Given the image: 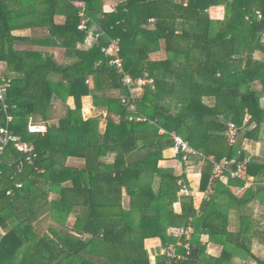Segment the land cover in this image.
I'll return each mask as SVG.
<instances>
[{
	"label": "trees",
	"instance_id": "16d2710c",
	"mask_svg": "<svg viewBox=\"0 0 264 264\" xmlns=\"http://www.w3.org/2000/svg\"><path fill=\"white\" fill-rule=\"evenodd\" d=\"M76 1L87 5V30L81 29ZM107 2L116 8L107 11ZM221 6L224 19H213L209 10ZM57 10L65 25H55ZM91 25L104 35L87 46ZM30 29L46 30L41 47L53 41L64 50L63 61L17 35ZM110 39L121 41L126 74L153 81L141 98H132L123 75L103 55ZM158 53L166 57L150 59ZM0 64V76L11 82L8 102L17 107L10 127L37 155L30 164L14 144L2 155L0 264H202L205 234L223 237L225 246L234 244L264 264L247 246L251 238L223 228L227 217L217 213L213 195L199 215L193 195L179 196L189 187L186 176L160 167L174 135L181 137L205 163L206 191L211 157L239 162L245 143L261 142L263 160L248 164L256 185L233 200L241 207L264 205V0H0ZM69 97L74 107L52 124L56 98L66 103ZM85 99L96 111L88 119ZM230 122L239 129L234 146L226 139ZM31 124L46 131L31 133ZM71 159L82 166L69 165ZM73 213L77 220L69 229ZM46 216L59 229L40 237L35 225ZM189 227L188 260L151 258L147 241L177 246L180 229ZM223 256L207 264H221Z\"/></svg>",
	"mask_w": 264,
	"mask_h": 264
},
{
	"label": "crops",
	"instance_id": "0c3cea01",
	"mask_svg": "<svg viewBox=\"0 0 264 264\" xmlns=\"http://www.w3.org/2000/svg\"><path fill=\"white\" fill-rule=\"evenodd\" d=\"M112 3V2H111ZM115 3V2H114ZM111 5L114 4H108L109 9L112 8ZM107 8V7H105ZM115 9V8H114ZM213 10V9H212ZM211 17L215 20H223V17H216L217 15L210 13ZM67 22V19L65 15H55L54 23L55 25H65ZM92 31H95L92 30ZM47 32L43 29L38 30H24L21 32H17V35L23 36V37H29L30 41L28 42L29 47L36 50H44L51 54H54L56 57V62L58 63V60L60 62L63 61L64 57V50L59 49L55 44L52 42L49 43L47 47H41L42 43H45L47 39ZM44 36V37H43ZM42 37L45 39L43 40ZM93 39L91 36H89V39L87 40V46L92 45ZM39 45H37V44ZM62 56V61L59 58L60 55ZM0 74L3 75V72L5 70V65L0 64ZM3 76H0V79H2ZM57 77H55L56 80ZM138 96L142 95V91L136 92ZM70 100L72 99V103L68 106L74 107V98L70 97ZM85 110L89 109L92 111V103L90 99H85ZM65 103L61 100L58 101V98H56L54 102V116L58 111H60V108H63ZM92 107V109H91ZM65 109V108H64ZM91 115H84L85 119L93 117L96 113L93 109L92 112H90ZM53 116V118H54ZM54 121V120H53ZM104 121V120H103ZM52 123V122H51ZM242 151L240 153V156L244 154L245 158L251 162H261L263 160V143H252L247 142L243 145ZM82 164V160L77 159H71L69 161V165L71 164ZM204 161L197 159V157L187 156L182 161L179 160L178 155L176 154L175 150L172 148L167 149L164 152V160L160 162V167L164 170L171 171L173 175L176 176H182L185 175L187 178V181L189 183V187H186L188 191L191 193L190 195H193L195 197V204L196 209L198 211V214L200 215L202 207H204V202H208L204 199V194L207 192L208 188L212 184L214 194L212 198H215L216 205L215 209L217 213L219 211L223 214V216L227 217V221L223 224V228L227 227V230L230 233L238 234V233H245L247 237L251 238V241H247V246L251 247L253 256H256L260 258L261 260H264V205H262L259 201L258 202H251L249 205L241 207L236 203V201L233 200V197L241 199L247 191L251 187H255L256 182L253 177L250 176V178L253 180L251 183H248L244 186H241V184L237 181H232L228 179L227 177L216 180L215 182H210L209 187L206 191L201 190V180H202V170L204 167ZM79 166V165H78ZM229 192L232 196L230 197ZM179 196H188L184 189L179 193ZM57 195H52L51 199H56ZM210 201V199H209ZM176 210L178 212H181V205L178 203L176 204ZM75 217V220H77V214H72ZM243 217V221H242ZM45 218V217H44ZM42 218V219H44ZM227 224V225H226ZM180 239V238H179ZM180 241V240H179ZM178 241V243H179ZM201 241L203 245L205 246V259L202 262V264H207V260L209 258H221L222 255L223 259L221 264H258L257 261L251 256H248L246 253H244L243 250L237 249V247L234 244L229 243V245L224 244V239L221 236H216L214 239H212L209 235H203L201 237ZM147 249L150 252L151 258L152 255H156L155 258L159 255L160 250L163 248L162 243L159 239H153L146 242Z\"/></svg>",
	"mask_w": 264,
	"mask_h": 264
},
{
	"label": "built area",
	"instance_id": "2783aa9c",
	"mask_svg": "<svg viewBox=\"0 0 264 264\" xmlns=\"http://www.w3.org/2000/svg\"><path fill=\"white\" fill-rule=\"evenodd\" d=\"M74 6L78 11L79 17L82 19L81 29L87 30V28L92 24L91 20L87 16L86 9L87 5L85 2L76 1ZM96 31H90L89 35L93 41H98L101 39L104 33L102 29L96 25H91ZM101 51L104 56L111 59V64L115 66L118 73L123 75V82L129 88L132 98L136 99L134 92L135 89H142L146 84H152L153 81L146 79L133 80L130 75L126 74L124 67V60L120 56L121 52V41L120 39H110L106 45L101 48ZM1 68V67H0ZM11 88V82L0 79V116H4L5 124L0 125V173L2 171L3 158L2 155L9 144H14L19 152H22L27 156V161L30 164L34 163V159L37 157L35 148L32 145H28L20 141L19 137L12 131L10 125L14 119L12 116V111L17 107L8 102V93ZM135 97V98H134ZM126 103V101H123ZM248 119H246V123ZM35 129V130H33ZM31 133H42L46 131V127L40 124H31L29 126ZM239 136V129L235 123L230 122L228 129L226 131V139L230 146L237 144ZM174 147L176 154L179 155L183 153L186 158L189 155H196V152L192 150L187 142H185L181 137L174 135ZM210 161L214 165L213 175L211 178L212 182L216 180L227 177L228 179L234 181H243L246 184L251 183L253 180L250 178L248 173V164L249 161L244 159L239 162L231 161L227 157L222 160H215L214 157L210 158ZM264 185V180H263ZM184 191L187 195L191 193L186 187ZM214 190L212 184L208 188L207 192L204 194V199L209 201L210 197L213 195ZM192 228H182L179 231L180 241L177 246L163 247L160 250L159 255L166 256L169 261H186L192 254L191 238H192ZM183 239V240H182Z\"/></svg>",
	"mask_w": 264,
	"mask_h": 264
},
{
	"label": "rangeland",
	"instance_id": "374dc122",
	"mask_svg": "<svg viewBox=\"0 0 264 264\" xmlns=\"http://www.w3.org/2000/svg\"><path fill=\"white\" fill-rule=\"evenodd\" d=\"M108 4H114V5H111V7H113L112 10L114 8H116V6H117V3L116 2L115 3L114 2H112V3L111 2H107L106 3V7H107L106 9H109ZM211 12H212V14L217 15L216 17H223L224 18L225 15H226L225 7H222V6L221 7H212L209 10V13H211ZM62 56H63L62 54L59 56V58L61 59V61H62ZM165 57H166L165 54L158 53L157 55H151L150 56V59H164ZM55 81H58V77L56 78ZM143 90H144V88L139 89V90L138 89H135L134 95H135L136 99L137 98H141V96H142V95L141 96H138L136 92L137 91H139V92L142 91V94H143ZM69 98L66 101L64 107L63 108H60V111H58V113H56V115L54 116V119H53L54 121H52V124H56L57 125L59 123V120L65 117L66 107H69L68 106V103H69V105L72 103V99L70 100ZM262 102H263V105H264V99L262 100ZM91 109H92V107H91ZM92 111H93V109H92ZM92 111H90L89 109H87V110L83 111V115H85V114L86 115H91L90 112H92ZM95 113H96V111H95ZM246 119H248V118H245V122H246ZM105 128H106L105 121L102 120L101 123H100V129L102 131H104ZM71 165L74 166V167H81L82 166L81 164H75V163H73ZM124 203H125V207H128V198L127 197H125V202ZM75 224H76L75 217L73 215H70L69 218H68V220H67V227L69 229H72V227H74ZM58 229H59L58 222L54 221L51 216H46L44 219H41L35 225V231L38 233V235L40 237H43L44 235L50 234V231L51 230L58 231ZM155 256L156 255H152V257H153L152 259H155Z\"/></svg>",
	"mask_w": 264,
	"mask_h": 264
},
{
	"label": "clouds",
	"instance_id": "9594fccd",
	"mask_svg": "<svg viewBox=\"0 0 264 264\" xmlns=\"http://www.w3.org/2000/svg\"><path fill=\"white\" fill-rule=\"evenodd\" d=\"M107 11H111V9H106Z\"/></svg>",
	"mask_w": 264,
	"mask_h": 264
},
{
	"label": "snow or ice",
	"instance_id": "6c2138e0",
	"mask_svg": "<svg viewBox=\"0 0 264 264\" xmlns=\"http://www.w3.org/2000/svg\"><path fill=\"white\" fill-rule=\"evenodd\" d=\"M33 130H35V129H33Z\"/></svg>",
	"mask_w": 264,
	"mask_h": 264
}]
</instances>
